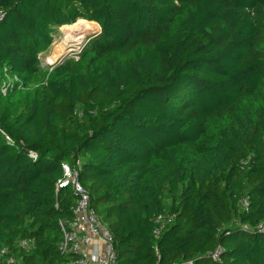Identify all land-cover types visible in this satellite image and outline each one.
Wrapping results in <instances>:
<instances>
[{
	"label": "trees",
	"instance_id": "1",
	"mask_svg": "<svg viewBox=\"0 0 264 264\" xmlns=\"http://www.w3.org/2000/svg\"><path fill=\"white\" fill-rule=\"evenodd\" d=\"M65 165L116 264H264V0H0V261L80 264Z\"/></svg>",
	"mask_w": 264,
	"mask_h": 264
},
{
	"label": "built area",
	"instance_id": "2",
	"mask_svg": "<svg viewBox=\"0 0 264 264\" xmlns=\"http://www.w3.org/2000/svg\"><path fill=\"white\" fill-rule=\"evenodd\" d=\"M63 169L64 178L59 181L58 186L71 185L78 201L73 209L72 219L60 222L63 233L60 250L63 254L79 256L80 264H116L117 253L111 232L100 216L90 208V195L79 184L76 170L67 165L63 166ZM244 206H247L246 203ZM172 221L173 217L160 216L156 220L160 227L155 230V236L159 237L165 225L171 224ZM6 254L7 252H2V256ZM0 264H16V260L12 257L5 262L0 261Z\"/></svg>",
	"mask_w": 264,
	"mask_h": 264
},
{
	"label": "rangeland",
	"instance_id": "3",
	"mask_svg": "<svg viewBox=\"0 0 264 264\" xmlns=\"http://www.w3.org/2000/svg\"><path fill=\"white\" fill-rule=\"evenodd\" d=\"M101 33V28L100 30H92L90 31V33L86 36H84L80 42L82 44L78 45L77 47H74L73 49L67 48L65 46V50H66V54L64 56H62L57 62H55V64H52L50 62V59L52 57V55L54 54V47L59 45V44H63L64 39L66 38V34L60 30V29H56L53 35V43L51 45V47L44 53L41 54L40 56V60H41V68L44 70H48L51 69L52 67H55L57 64L62 63L64 61L67 60H77L80 56V54L89 47L91 41L93 39H95L96 37H98ZM70 50H73L72 52H68ZM55 65V66H54ZM94 247V246H92ZM91 247V248H92Z\"/></svg>",
	"mask_w": 264,
	"mask_h": 264
},
{
	"label": "bare ground",
	"instance_id": "4",
	"mask_svg": "<svg viewBox=\"0 0 264 264\" xmlns=\"http://www.w3.org/2000/svg\"><path fill=\"white\" fill-rule=\"evenodd\" d=\"M60 30L63 32V34L65 33L67 36L64 39L63 44H59L54 47V54L50 59V62L52 64H55V62H57L62 56L66 54L65 46L70 49L77 47L78 45L82 44L80 40L84 36L88 35L92 30H100V27L99 25H89L85 23H80L62 27L60 28ZM72 51L73 50H70L68 52Z\"/></svg>",
	"mask_w": 264,
	"mask_h": 264
},
{
	"label": "water",
	"instance_id": "5",
	"mask_svg": "<svg viewBox=\"0 0 264 264\" xmlns=\"http://www.w3.org/2000/svg\"><path fill=\"white\" fill-rule=\"evenodd\" d=\"M60 64V63H59ZM55 66V65H54Z\"/></svg>",
	"mask_w": 264,
	"mask_h": 264
}]
</instances>
